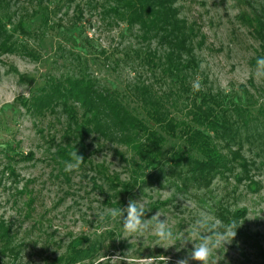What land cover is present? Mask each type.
Here are the masks:
<instances>
[{
	"label": "rangeland",
	"instance_id": "obj_1",
	"mask_svg": "<svg viewBox=\"0 0 264 264\" xmlns=\"http://www.w3.org/2000/svg\"><path fill=\"white\" fill-rule=\"evenodd\" d=\"M171 3L195 37L182 75L191 86L200 77V95L190 93L173 113L174 135L151 130L153 123L149 131L125 126L123 134L109 122L114 135L103 137L81 133V103H65L52 88L65 79L87 80L119 101L123 113L142 110L146 116L150 107L144 112L143 106L151 98L141 90H165L169 50L161 36L130 22L120 0L0 1L16 46L0 50V222L10 229L9 244L0 241V264H52L73 256L76 243L82 257L74 264H128L111 260L127 254L140 264L145 258L164 264L162 256L177 264L186 257L191 244L177 252L179 245H156L153 234L123 239L122 220L113 221L107 210L127 207L129 198L143 199L151 209L146 219L158 211L161 220L167 216L177 234L200 211L225 224L235 220L242 224L235 240L215 258L219 264H264V79L255 77L256 60L264 57V0ZM198 120L203 140L219 156L209 158L211 169L203 175L184 163L198 151ZM156 137L164 143L160 178L147 170L134 179L130 142L153 147ZM62 151L84 157L78 171H65L70 155ZM187 177L191 187H181Z\"/></svg>",
	"mask_w": 264,
	"mask_h": 264
},
{
	"label": "trees",
	"instance_id": "obj_2",
	"mask_svg": "<svg viewBox=\"0 0 264 264\" xmlns=\"http://www.w3.org/2000/svg\"><path fill=\"white\" fill-rule=\"evenodd\" d=\"M120 1L125 3L124 9L127 11L126 17L130 22L135 23L136 21L144 29L143 31L154 32L156 38L161 36V41L166 43L169 53L164 54L165 56L163 59L165 60V65L162 66L163 72L161 71L164 80H166L165 90L163 88H160L158 91H156L155 88L153 90H149L148 88L141 90L142 96L147 97L148 94H150L149 97L151 98L149 102L147 101L146 105L144 104L143 106L144 112L147 110L146 106L150 107V109L147 110V115L145 116V114H142V110L123 113L121 109H119V101L108 99L106 94L103 95L99 91L94 90L93 87L89 85L87 80L65 79L61 84L58 83V85L52 89H54L53 92L57 93V96L60 97V99H64L65 103H67L70 99L78 100L81 103L83 110L82 118L84 120L83 124L85 127L82 128L80 126V131L83 134L87 132H94L98 133L99 136L102 135L103 137H108L109 134L112 133V127H109V122L118 124L123 134L125 133V130H123L125 126H127L130 131L137 127L140 128V131H144L148 130L147 128L152 126V123L155 128L152 127L151 130H157L159 127L161 129L169 130L173 123H177V118H175L173 113L179 110L180 106H183V104L190 99L188 98V95L190 93H192V96L200 95V92L193 91L192 86L183 78L184 75H182V63L184 61V57L189 52V47L194 45L193 39H195V37L192 33H190L191 28L185 25L183 20L179 19L177 9H175L171 3L172 0ZM20 27L22 28L23 33L27 34L26 22H24L23 26ZM11 37L12 35L9 34L8 31V24L5 22L4 17L1 18L0 16L1 51H16V46L13 44L14 39ZM156 58L157 56L154 59ZM157 59L160 63L163 60L162 58ZM153 72L155 75L156 71ZM156 92L162 93L157 94ZM50 95H52V93L49 94V98ZM199 100L204 99L200 97ZM214 114L215 113L211 115L213 116ZM75 116H78V111L72 115V117ZM208 121L210 122L211 119ZM195 123L196 126H193V128H195V136L193 138L197 141L194 146L198 151H196V154H194L195 152L191 154L195 159L189 158L184 163L185 166L192 165V171L194 174L203 175L211 169L208 165V162L210 161L209 158L214 156L219 158V156L215 151L209 150L210 146L203 140V138L207 137L203 136L204 134L201 133V130L198 127L201 121L198 120V122ZM88 127H90L93 131H90ZM168 132L174 135V131L171 129ZM188 132L189 131L186 133L188 134ZM112 134L114 135V133ZM125 138L127 142L130 141V134H128ZM155 140L156 143L153 147H148L140 142H138V144L130 142L131 146L129 148L136 156L130 163L133 167L131 170L132 172L134 171V179H138L137 177L140 178L141 173L146 174L147 170L160 172L154 177L160 178L163 172V170H160L159 167L163 155L162 149L164 148V143L160 142L157 137ZM186 144L188 145L186 150L190 149L191 144ZM62 153L64 156L70 154L68 151H62ZM6 154L8 155L9 153ZM137 171H140L141 173H138ZM179 179H181V177H179ZM190 181L191 178H184V183L181 184V187H185L186 184L191 187L192 184ZM193 181L195 183L198 180L195 178ZM9 230L10 229L6 223L0 222V241L4 242L3 245L9 244ZM81 245L82 244L76 243L75 246H72V251L74 252L73 256H62L54 260L52 264H74L77 259L82 257V254H78L79 250H77V248ZM8 249L10 253L13 252L12 247H8ZM69 252H71V250Z\"/></svg>",
	"mask_w": 264,
	"mask_h": 264
},
{
	"label": "clouds",
	"instance_id": "obj_3",
	"mask_svg": "<svg viewBox=\"0 0 264 264\" xmlns=\"http://www.w3.org/2000/svg\"><path fill=\"white\" fill-rule=\"evenodd\" d=\"M255 77L264 79V57H259L256 60ZM200 88V77L197 76L192 82V89L195 92L199 91ZM69 155L70 159L65 162V171L69 173L78 171L84 162V157L79 155L77 151H73ZM150 210L145 206L143 199L129 198L127 207L108 209L107 215L113 221L118 218L122 220L123 239L130 242L131 239L129 238L136 239L142 238L146 234H153L157 240L156 245L165 249L179 245L176 251L180 252L191 244L192 247L187 256L179 259L177 264H190V261H195L196 264H219L215 257L222 253V249H227L226 246L235 240L237 229L242 226L235 220L225 224L215 219L210 213L200 211L192 222L188 223L187 227L182 230V234H177L169 226L167 216H165L166 219L161 220L160 211L153 215L151 219H146L145 214ZM97 217L101 221L104 219L103 214H98ZM162 257L164 264H168L169 258ZM117 259H127L128 264H140V261L129 260L128 254L126 257H117L111 260ZM152 260L153 258L141 259L145 264Z\"/></svg>",
	"mask_w": 264,
	"mask_h": 264
}]
</instances>
